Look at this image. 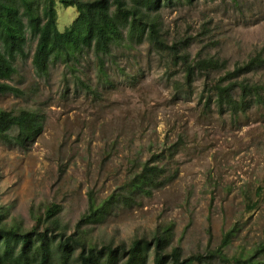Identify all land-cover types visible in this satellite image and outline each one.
<instances>
[{
  "label": "rangeland",
  "instance_id": "1",
  "mask_svg": "<svg viewBox=\"0 0 264 264\" xmlns=\"http://www.w3.org/2000/svg\"><path fill=\"white\" fill-rule=\"evenodd\" d=\"M57 12L61 28L77 14L59 4ZM152 14L167 45L195 65L191 81L184 59L147 38L112 46L103 71L91 49L40 75L28 32L9 79L24 93H0V108L38 111L43 131L24 145L0 137V206L29 228L54 202L67 234L85 231L99 246L129 245L172 224L171 245L205 255L199 264H243L237 258L249 252L264 262V103L234 114L214 93L206 102L227 70L264 59V0H175ZM206 57L223 66L197 68ZM243 78L264 82V60ZM149 158L164 167L159 185L114 201L99 221L81 220L90 193L97 202L125 194Z\"/></svg>",
  "mask_w": 264,
  "mask_h": 264
},
{
  "label": "trees",
  "instance_id": "2",
  "mask_svg": "<svg viewBox=\"0 0 264 264\" xmlns=\"http://www.w3.org/2000/svg\"><path fill=\"white\" fill-rule=\"evenodd\" d=\"M174 1L0 0V93H24L9 79L17 72V55H26L28 32L36 39L32 62L40 75L48 72L51 62H70L91 49L103 71L104 55L125 38L137 43L147 38L158 47L170 48L175 57L184 59V54H180L176 46L167 45L161 24L152 14ZM58 4L73 6L77 12L75 19L63 28L58 24ZM263 60L260 54H256L247 62L227 70L210 89L207 104L212 93L216 95L220 109L229 108L234 114L246 112L254 103L263 104L264 82L239 79ZM187 62L186 79L191 81L195 65ZM196 66L207 71L219 69L223 63L206 57L198 60ZM42 131L43 120L38 111L21 108L13 112L0 108L2 139L24 145ZM163 173V166L146 159L141 169L124 184L125 194L113 193L97 202L90 193L89 209L81 220H101L114 201L128 203L136 191L148 192L149 187L160 184ZM59 210L60 206L54 202L46 204L44 215H38L35 223L27 228L23 222L10 216L8 209L0 206V264H147L151 252L153 264H199L206 258L202 253L184 256L179 245H171L172 224L158 226L151 238H133L129 245L104 243L99 246L88 238L85 231L67 234L57 220ZM230 236V231L224 234L222 246L229 242ZM238 258L237 262L243 264H264L254 260V253L250 252Z\"/></svg>",
  "mask_w": 264,
  "mask_h": 264
}]
</instances>
